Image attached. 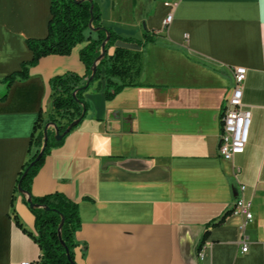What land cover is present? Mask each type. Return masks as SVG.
<instances>
[{
  "label": "crops",
  "instance_id": "obj_1",
  "mask_svg": "<svg viewBox=\"0 0 264 264\" xmlns=\"http://www.w3.org/2000/svg\"><path fill=\"white\" fill-rule=\"evenodd\" d=\"M95 1L102 25L122 38L116 47L141 54L145 79L112 100L105 81L90 88L86 118L51 149L32 194L60 192L78 204V264H264V0ZM50 7L51 0H0V80L32 59L27 40L47 36ZM147 32L153 42L145 43ZM86 45L41 59L10 88L0 82V264H40L39 245L16 224L17 214L35 233L15 189L37 150L29 152L33 135L45 131L52 112L50 82L86 74L79 57ZM151 49L157 58L147 71ZM241 67L252 124L245 153L228 161L219 154L221 117ZM241 186L254 213L245 253L244 220L231 212ZM223 218L199 252L208 225Z\"/></svg>",
  "mask_w": 264,
  "mask_h": 264
},
{
  "label": "trees",
  "instance_id": "obj_2",
  "mask_svg": "<svg viewBox=\"0 0 264 264\" xmlns=\"http://www.w3.org/2000/svg\"><path fill=\"white\" fill-rule=\"evenodd\" d=\"M50 12L47 36L42 39L27 40V46L33 54L32 59L23 62L20 70L1 79L0 82L7 83L10 88L17 81H26L30 78L31 69L41 59L48 56H70L78 45L86 42L87 45L79 53L80 60L86 67V74L81 76L68 72L55 76L50 82L52 112L46 124L56 125L63 134L73 122L82 117L84 108L88 112L89 104L85 95L95 83L99 82L97 88L100 90L102 81H105L104 92L107 100L114 99L125 88L137 87L142 70V56L140 53L116 47V43L122 38L102 25L101 10L95 0H51ZM108 35L110 38L104 48L106 54L99 62L93 80L87 86L94 64L102 54V46ZM125 41L142 44L135 40ZM153 41L154 39L147 32L145 43ZM114 47H116L114 52L110 54V50ZM87 112L82 121L86 118ZM48 136V146L40 160L36 161L44 145V132L37 137L33 135L29 152L32 153L34 147L37 150L19 173L15 189V193L22 197L34 216L35 233L23 228L17 214L15 221L17 226L39 245L42 251L40 264H78L76 262L77 234L82 226L78 204L60 192L42 197L32 194L33 181L43 167L47 155L52 148L61 145L64 140L57 141L56 132L50 129ZM34 162L35 164L32 165ZM27 170L28 173L25 175ZM19 188L31 197L32 203L36 205L34 208L30 207L25 195L19 193ZM12 204L14 205V199ZM62 222V239H60L59 228ZM223 222L224 218L208 225L199 252L204 247L209 228L221 225Z\"/></svg>",
  "mask_w": 264,
  "mask_h": 264
},
{
  "label": "built area",
  "instance_id": "obj_3",
  "mask_svg": "<svg viewBox=\"0 0 264 264\" xmlns=\"http://www.w3.org/2000/svg\"><path fill=\"white\" fill-rule=\"evenodd\" d=\"M178 2L171 3V13L164 21V29L167 30L173 23L174 13L178 7ZM188 39V36H186ZM235 78V86L232 94L227 98L225 107L221 117V135L219 154L221 158L232 161L236 156L245 153L250 138V129L252 124V112L246 107L243 101L244 91L243 85L247 79L246 68L233 69ZM246 187L241 186V197L233 204L231 212L243 218V223L240 225L241 237L240 242L243 245L242 251H248V243L244 240L245 230L247 225L254 220L253 204L244 198ZM14 264H30V262H21Z\"/></svg>",
  "mask_w": 264,
  "mask_h": 264
},
{
  "label": "water",
  "instance_id": "obj_4",
  "mask_svg": "<svg viewBox=\"0 0 264 264\" xmlns=\"http://www.w3.org/2000/svg\"><path fill=\"white\" fill-rule=\"evenodd\" d=\"M91 24H92V21H91ZM109 38H110V36L108 35L106 41L103 43V46H102L103 47L102 54H101V56L98 58V60L94 64L93 73H92V76H91V78H90L87 86H89V84L93 80L94 75H95V73L97 71V66H98L99 62L103 59V57L106 54V51L104 50V48H105V45H106L107 41L109 40ZM86 112H87V110L84 108V112H83L82 117L80 119H78L77 121L73 122L63 134L60 133V130L58 129V127L56 125L47 124L46 125V128H45V131H44V140H45L44 141V145H43V148L41 149V152H40V154H39V156H38V158H37L36 161H39L40 160V158L44 154V151H45L46 147L48 146V141H49L48 130H49V128L51 126H53L54 129H55V132H56V140L57 141H61V140H63L73 130L74 127H76L77 125H79L81 123V121H82L83 117L85 116ZM34 164H35V162L32 165H34ZM27 173H28V170L26 171L25 175ZM19 193L25 195L26 200H27V202H28V204L30 205L31 208H34L36 206V205H34L32 203L31 197L29 195H26L21 188H19ZM63 222H64V220H63ZM63 222H62V224H61V226L59 228V232H60L59 233V237H60V239H62V237H61V228H62Z\"/></svg>",
  "mask_w": 264,
  "mask_h": 264
},
{
  "label": "rangeland",
  "instance_id": "obj_5",
  "mask_svg": "<svg viewBox=\"0 0 264 264\" xmlns=\"http://www.w3.org/2000/svg\"><path fill=\"white\" fill-rule=\"evenodd\" d=\"M157 54V52L154 49H151L150 51H148L144 57V68L148 71V70H154L155 68V64H154V60L157 58L155 55ZM165 71L168 70V66L167 63H165L164 66ZM145 79V77H142L141 79H139V81Z\"/></svg>",
  "mask_w": 264,
  "mask_h": 264
}]
</instances>
